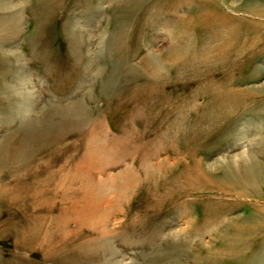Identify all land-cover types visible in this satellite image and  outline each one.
Returning a JSON list of instances; mask_svg holds the SVG:
<instances>
[{
  "label": "rangeland",
  "instance_id": "rangeland-1",
  "mask_svg": "<svg viewBox=\"0 0 264 264\" xmlns=\"http://www.w3.org/2000/svg\"><path fill=\"white\" fill-rule=\"evenodd\" d=\"M0 264H264V0H0Z\"/></svg>",
  "mask_w": 264,
  "mask_h": 264
},
{
  "label": "bare ground",
  "instance_id": "bare-ground-1",
  "mask_svg": "<svg viewBox=\"0 0 264 264\" xmlns=\"http://www.w3.org/2000/svg\"><path fill=\"white\" fill-rule=\"evenodd\" d=\"M204 17H205V16H204ZM199 20H201V19H199ZM199 20H198V21H199ZM209 21H210V20H209ZM202 22H203V21H202ZM202 22H201V23H202ZM206 22H207V21H206ZM207 23H208V22H207ZM199 24H200V23H199ZM201 25H202V24H201ZM197 26H198V25H197ZM206 26H207V25H206ZM208 28H209V27H208ZM228 40H229V39H228Z\"/></svg>",
  "mask_w": 264,
  "mask_h": 264
}]
</instances>
